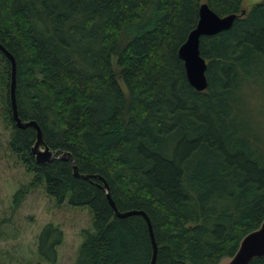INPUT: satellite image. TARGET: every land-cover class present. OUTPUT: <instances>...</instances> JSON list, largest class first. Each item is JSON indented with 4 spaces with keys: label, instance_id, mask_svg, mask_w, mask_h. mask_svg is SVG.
<instances>
[{
    "label": "trees",
    "instance_id": "obj_1",
    "mask_svg": "<svg viewBox=\"0 0 264 264\" xmlns=\"http://www.w3.org/2000/svg\"><path fill=\"white\" fill-rule=\"evenodd\" d=\"M203 3L240 17L202 37L208 89L198 92L178 51ZM0 43L16 58L22 120L37 121L47 145L70 152L82 174L104 177L120 211L148 214L156 264H220L261 227L264 129L248 91L264 104V0H0ZM0 58L9 87L10 62ZM11 121L10 149L33 182L93 213L75 264H150L144 218H117L106 192L76 178L71 162L37 164L36 131ZM62 242L49 224L40 251L54 262Z\"/></svg>",
    "mask_w": 264,
    "mask_h": 264
},
{
    "label": "rangeland",
    "instance_id": "obj_2",
    "mask_svg": "<svg viewBox=\"0 0 264 264\" xmlns=\"http://www.w3.org/2000/svg\"><path fill=\"white\" fill-rule=\"evenodd\" d=\"M252 1L245 2L249 9ZM5 63L0 58V264H75L79 249L93 227V213L88 207H73L66 200L58 203L50 197L44 183H34V175L10 149L13 124L9 114ZM10 82V80H9ZM255 88V87H254ZM253 118L264 129V104L259 91H248ZM25 189L28 194L16 207L15 197ZM63 233L52 262L40 251V235L47 225ZM49 244L44 252L50 254ZM225 258L220 264H229Z\"/></svg>",
    "mask_w": 264,
    "mask_h": 264
},
{
    "label": "water",
    "instance_id": "obj_3",
    "mask_svg": "<svg viewBox=\"0 0 264 264\" xmlns=\"http://www.w3.org/2000/svg\"><path fill=\"white\" fill-rule=\"evenodd\" d=\"M242 14H245L243 12ZM240 16L237 14H230L226 16H219L215 13L207 3H203L199 9V20L186 41L179 48L178 54L184 63L185 72L190 85L198 92H205L208 89V79L206 75L207 62L201 55L200 45L201 39L204 36H214L224 31L230 30L235 21ZM0 51L8 59L11 66L10 73V110L11 117L16 127L20 130L33 128L36 131V139L31 147V154L34 156L35 162L39 165L48 164L54 160H61L71 162L73 174L76 178L92 183L107 194L108 201L114 211V214L119 219H126L131 216H142L147 223L150 239L152 243V258L150 264H156L159 246L156 242L154 228L150 217L144 211H127L122 212L118 209L111 194L110 187L101 175L82 174L79 170L78 164L70 152L53 151L44 140V135L41 126L35 120L23 121L18 108L17 102V62L15 56L0 43ZM100 181L102 184L94 182ZM264 257V222L261 227L249 233L241 242V245L231 259L229 264H250L256 258Z\"/></svg>",
    "mask_w": 264,
    "mask_h": 264
}]
</instances>
